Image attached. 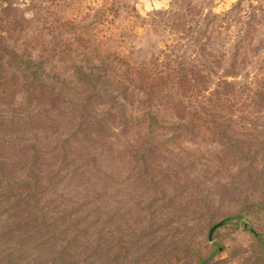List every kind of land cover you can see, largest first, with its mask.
<instances>
[{"label": "rangeland", "instance_id": "obj_1", "mask_svg": "<svg viewBox=\"0 0 264 264\" xmlns=\"http://www.w3.org/2000/svg\"><path fill=\"white\" fill-rule=\"evenodd\" d=\"M10 13L17 39L8 45L72 84L98 87L110 69L147 61L163 71L195 65L211 86L222 77L253 90L264 83V0H0V26ZM21 94L0 96V230L24 218L46 236L25 239L28 225L8 233L0 264H194L215 246L207 264H264V247L242 228L248 219L263 225L264 244V212L254 206L264 181L238 158L237 129L229 151L162 110L128 111L123 126L102 94L92 112L63 105L39 114L27 100L17 104ZM36 150L43 157L32 165ZM39 163L57 174L36 183L29 173L39 175ZM22 181L29 187L18 188ZM237 213L207 240L212 224Z\"/></svg>", "mask_w": 264, "mask_h": 264}, {"label": "trees", "instance_id": "obj_2", "mask_svg": "<svg viewBox=\"0 0 264 264\" xmlns=\"http://www.w3.org/2000/svg\"><path fill=\"white\" fill-rule=\"evenodd\" d=\"M25 20L29 21V18H25ZM16 22L18 19H15L10 13L8 19L4 18L0 26V86H2L0 87V96L2 101L8 98L12 99L15 94L22 91L20 98L23 100L17 101V104L29 101L34 114L46 110L45 107L60 112L59 109L63 105H69V108L74 111L89 110L92 112L94 108L91 104L97 99V96L102 94L107 99L106 103L110 104V108L116 107L119 115L117 121L120 125L127 124L126 112L128 111L143 113L150 109H152L151 112L162 110L179 120L175 127H190L195 131H206L215 135V140L224 147H229V151L233 141L231 134L234 129H237L241 136L237 138L238 158L251 163L245 166L250 176L264 181V123L261 121L264 118V83H260L253 90L247 82L222 77L211 86L208 72L201 71L195 65H179L175 69L163 71L147 61L136 65H124V71L121 72H119L120 69H110L113 77L110 81L104 79L106 76L104 69V75L100 76L104 81L98 87L97 85L72 84L66 82L63 77L48 73L44 69L43 63L32 60V57L29 56L30 53L17 52L13 45H8L9 40L13 43L17 39ZM225 73H232V71L228 70ZM134 89L141 96H135ZM120 99L123 102H128V108ZM101 112L98 116L102 121L106 113L105 111ZM109 124H113L111 120H109ZM95 126H97L96 121L88 126L87 131L94 132L95 129L91 127ZM161 126L162 124L158 125V127ZM172 134L174 135V132ZM258 138L261 139L256 140ZM22 152H24V148L17 149V153L21 154ZM37 152L39 154H33L30 151L32 165H35L37 160L43 157V152ZM54 155L57 156L58 153ZM51 161L53 160L51 159ZM39 164L40 167H36L39 175L34 172L29 173L36 183L39 178L46 177L48 179L51 175L57 174V165L50 168V164L48 167L46 164ZM83 169L84 164L80 165L79 169L74 166L71 175L81 174ZM20 184L21 186L18 188L25 189L29 187L30 182L22 181ZM36 187L46 190L44 184H38ZM32 193L35 192L30 191L25 197L30 198ZM21 194L17 193L16 197ZM254 206L257 211L264 212V200L258 201ZM20 208L21 210L26 209V203H23ZM54 217V222L59 225V217ZM240 218V213L222 217L208 228L207 240H211V234L216 227L229 224L232 221L238 222L237 220ZM246 221L251 225L242 222V228L251 232L258 243L264 247V244L260 242L263 225L255 224L249 219ZM43 223L44 221L41 224L43 225ZM29 224V220L23 218L19 219L13 229L0 230V242L8 233L13 234L27 225L29 231L32 230V235H29L28 232L25 239L46 236L43 235L44 232L39 228L40 226ZM72 237L74 238L75 234H72ZM220 248V246H215L208 252L196 253L194 264H207L220 251Z\"/></svg>", "mask_w": 264, "mask_h": 264}]
</instances>
